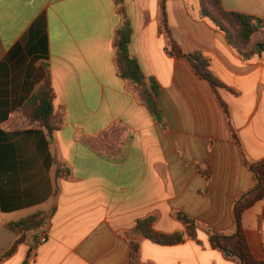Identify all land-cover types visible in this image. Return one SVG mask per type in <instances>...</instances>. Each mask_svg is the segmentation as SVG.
I'll list each match as a JSON object with an SVG mask.
<instances>
[{"label":"crops","instance_id":"1","mask_svg":"<svg viewBox=\"0 0 264 264\" xmlns=\"http://www.w3.org/2000/svg\"><path fill=\"white\" fill-rule=\"evenodd\" d=\"M222 1L227 11L264 17V0ZM160 2L0 0V264H131L126 233L150 216L168 235L184 230L179 212L233 231L234 203L255 185L242 154L264 160V57L243 61L223 31L199 18L201 0L166 1L173 39L205 54L224 85L228 118L189 64L167 54ZM125 21L132 57L159 87L166 127L120 76L116 40ZM46 83L53 136L23 113ZM199 163L211 167L210 181ZM39 213L48 219L43 229L9 228ZM243 227L264 260V200L245 212ZM198 240L141 239L142 264H238L210 247L204 231Z\"/></svg>","mask_w":264,"mask_h":264},{"label":"trees","instance_id":"2","mask_svg":"<svg viewBox=\"0 0 264 264\" xmlns=\"http://www.w3.org/2000/svg\"><path fill=\"white\" fill-rule=\"evenodd\" d=\"M166 1L167 0H161L160 12L161 29L167 37V54L171 57L185 59L191 65L195 73L211 87L227 114V117L230 118L229 107L216 93V90L224 87V85L211 73L210 59L202 52H185L173 39L167 21ZM199 18L210 20L217 29L223 31L243 61L250 62L256 58L264 57V42H256L254 40L256 35L261 33L264 34V17L227 11L223 6L222 0H201ZM131 36V24L129 21H125L118 32L116 40L117 64L120 76L132 82L137 88H142L147 107L154 117L164 125V116L152 97V94H158L159 87L154 81L147 80L139 62L132 57L129 48ZM23 113L31 120L32 124L38 123L47 129L51 136L54 135L57 128L52 124L54 117L53 91L49 83H46L40 93L31 99ZM232 132L234 135L233 139L237 142V135L234 133V130ZM242 155L245 157V165L254 175L255 185L251 189L245 191L234 204V229L232 232L224 233L211 228H202V225L196 220L179 212L176 217L184 224L186 232H177L168 235L156 231V219L150 216L139 220L134 229L126 233L131 245V264H142L141 239L150 240L161 246L181 244L188 238L201 244L198 240L200 231H204L207 234L210 247L222 252L228 260L235 261L238 264H264V260L257 259L253 255L246 230L243 227V216L245 212L264 200V160L253 162L250 161L245 154ZM59 174L60 172L57 173V176H59ZM47 222V217L39 213L18 222L11 223L9 228L21 235V232L39 231L46 226ZM21 237V239H17V242L5 257L12 254L18 243L24 240L23 234Z\"/></svg>","mask_w":264,"mask_h":264},{"label":"rangeland","instance_id":"3","mask_svg":"<svg viewBox=\"0 0 264 264\" xmlns=\"http://www.w3.org/2000/svg\"><path fill=\"white\" fill-rule=\"evenodd\" d=\"M254 40L256 41V42H264V34L263 33H261V34H258V35H256L255 36V38H254ZM176 58V57H175ZM182 60H185V59H182ZM186 61V60H185ZM187 62V61H186ZM188 63V62H187ZM189 64V63H188ZM189 66L191 67V65L189 64ZM192 68V67H191ZM193 69V68H192ZM194 71V70H193ZM195 72V71H194ZM196 74V73H195ZM197 75V74H196ZM198 76V75H197ZM199 77V76H198ZM200 78V77H199ZM201 79V78H200ZM202 80V79H201ZM204 81V80H203ZM155 82V81H154ZM132 83V82H131ZM156 83V82H155ZM207 83V82H206ZM133 84V83H132ZM207 85H208V83H207ZM209 86V85H208ZM136 87V86H135ZM209 88L211 89V87L209 86ZM136 89H137V91H139V93H140V95L143 97V100H144V103H145V95H144V93H143V90H142V88H137L136 87ZM218 89H220V88H218ZM216 90V93L218 94L219 92V90ZM214 93V92H213ZM159 95V92H158V94H152V97H153V99H154V101H155V103H156V105L158 106V104H157V101H156V98H157V96ZM219 95V94H218ZM220 97V96H219ZM221 98V97H220ZM218 99V98H217ZM219 101V100H218ZM145 105H146V103H145ZM147 106V105H146ZM158 108L160 109V107L158 106ZM149 109V108H148ZM161 110V109H160ZM151 112V111H150ZM161 112H162V114H163V116H164V125H163V127H166V125H167V122H166V119H165V115H164V113H163V111L161 110ZM153 115V114H152ZM227 115V114H226ZM154 116V115H153ZM157 119V118H156ZM159 121V120H158ZM161 123V122H160ZM234 130V129H233ZM232 130V131H233ZM233 137H234V135H233ZM237 144L240 146V143H239V140L237 141ZM244 156L242 155V160H243V162H244V164H245V161H244ZM246 166V165H245ZM247 167V166H246ZM248 168V167H247ZM197 169H198V171L202 174V175H204L205 176V178L208 180V181H210L211 180V177H212V171H211V167L209 166V164H207V163H199V164H197ZM249 169V168H248ZM250 170V169H249ZM252 173V172H251ZM253 174V173H252ZM255 179V178H254ZM247 191V190H246ZM208 192V189H206L205 190V193H207ZM242 196V195H241ZM240 196V197H241ZM236 202V201H235ZM235 204V203H234ZM188 216V215H187ZM189 217V216H188ZM176 219H177V217H175ZM190 218V217H189ZM192 219V218H191ZM178 220V219H177ZM193 220H195V219H193ZM179 221V220H178ZM197 221V220H196ZM179 222H181V221H179ZM198 222V221H197ZM182 223V222H181ZM199 223V222H198ZM155 224H156V222H155ZM183 224V223H182ZM200 225H202L201 223H199ZM183 226H184V224H183ZM202 228H209V227H205V226H203L202 225ZM180 232H186V228H185V226H184V230L183 231H180ZM177 233V232H176ZM175 234V233H174ZM189 239V238H188ZM187 240V239H186Z\"/></svg>","mask_w":264,"mask_h":264},{"label":"built area","instance_id":"4","mask_svg":"<svg viewBox=\"0 0 264 264\" xmlns=\"http://www.w3.org/2000/svg\"><path fill=\"white\" fill-rule=\"evenodd\" d=\"M43 241H45V239H43Z\"/></svg>","mask_w":264,"mask_h":264}]
</instances>
